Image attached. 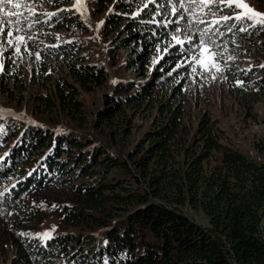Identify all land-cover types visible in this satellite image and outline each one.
<instances>
[{
  "label": "trees",
  "instance_id": "1",
  "mask_svg": "<svg viewBox=\"0 0 264 264\" xmlns=\"http://www.w3.org/2000/svg\"><path fill=\"white\" fill-rule=\"evenodd\" d=\"M168 3L149 4L130 20L119 46L137 58L120 62L119 49L110 54L114 77L96 53L68 38L84 29L79 21L62 20L58 8L43 18V49L31 46L47 60L38 94L24 122L0 116V211L7 221L0 252L5 239L11 250L27 249L6 264H264V145H254L256 157L232 148L208 112L193 124L178 102L183 83L176 74L165 76L162 65L149 73L150 49L166 39L157 13ZM208 14L192 25L197 45L202 39L214 49L264 44V26L235 19L216 24L220 17ZM117 16L106 24L116 35L125 23ZM231 72L235 95L256 103L264 78ZM138 117L141 125L134 124ZM41 151L48 157L43 166L23 170ZM49 187L66 191L71 202L60 206L58 222L71 230L36 232L42 212L15 203L20 194Z\"/></svg>",
  "mask_w": 264,
  "mask_h": 264
},
{
  "label": "rangeland",
  "instance_id": "2",
  "mask_svg": "<svg viewBox=\"0 0 264 264\" xmlns=\"http://www.w3.org/2000/svg\"><path fill=\"white\" fill-rule=\"evenodd\" d=\"M130 1L133 4H131L132 11L125 8ZM166 1L169 3L164 11L157 13V16L160 17L158 22L165 29L166 39L151 47L148 61L149 73H152L160 65L167 66L168 69L164 75L172 76L175 73L177 83H183L182 95L178 102L181 101L184 105L190 121L195 124L201 112H208L211 117L217 120V126L221 130V137L224 142L234 149L256 157L254 145H264V89L260 91L259 94L261 95H259L258 101L251 103L250 100L235 95V85L228 83L227 73L228 70H231L232 74L252 71L253 81L264 78V67H261L264 65V44L255 40L252 43L248 41L234 42V45L230 47L224 45L215 47V49L211 48V51L216 54L219 70L212 67L205 71L194 62V57H198L200 51L199 45L194 42L195 37L191 33V29L193 23L203 20L204 16L209 15V10L203 9L202 11L193 4L192 0ZM20 2L34 5L36 15L32 17L27 8H22L19 11L23 13L21 27L24 31L19 33L13 31L11 38L5 34L7 29L5 32H0V116L13 119L14 124L24 122L25 116L28 115L27 110L32 101V96L38 94L36 93L38 92L37 82H41L43 62L47 60L32 51L31 46L39 45L43 49V44H45L43 43L44 31L40 30V25L43 24V18L49 16L48 13H56L54 10L58 8V11L64 12L62 20L64 17L68 19V16H71L79 21L84 29L80 33L74 31L69 33L68 38L79 39L81 44L87 46L90 52L96 53L102 65L107 69L106 71L112 73L114 77L117 73V67L111 69L110 54L119 49L117 57L120 58V62L130 56L137 58L136 52L129 53L126 48L119 46L121 36L127 32L126 26L132 23L130 20L139 13V9L146 8L155 2L161 6V0H79V3L77 0H69V3L61 7L55 0L52 2L49 0H20ZM243 2L247 3L254 11L264 13V0H243ZM180 3H184L190 11L185 12L184 9H179ZM10 8L11 5H8L6 10ZM173 8L179 10L175 15ZM213 11H216L214 17H221V14L231 16L240 10L233 7L231 9L223 8V13L217 8H213L210 12ZM205 13L206 15H204ZM114 15L125 20L117 35L106 31L107 20ZM25 17L27 20H24ZM0 18H3V13H0ZM57 34L55 33V36ZM17 36H24V43H20L16 39ZM173 36L180 38L184 43L177 45ZM189 37L191 38L190 42ZM8 39L13 41L11 45L7 43ZM181 46H185L184 52L178 53ZM131 48L140 49V46L137 48L131 43ZM170 59H174L172 65L167 64ZM194 67L196 71H193ZM12 77V82L7 90L5 89L6 80ZM139 79L140 75H137L134 80L139 81ZM114 81L112 79L111 86H113ZM248 110H251L250 117L247 115ZM134 124H142L140 117L134 119ZM20 131L23 132L24 130L21 129ZM43 155L44 152L41 151V153L31 157L33 162L27 161L23 170L30 167L31 164L33 167L43 166L48 158ZM65 197V190L49 187L31 193V195L20 194L15 203L19 202L23 207H38V210L42 212V220L38 229L35 230L36 232L71 230L65 224L58 222L61 218L60 206H65L71 202ZM72 204L74 208L71 209L77 210L73 202ZM11 210L9 209L8 212L16 213ZM186 212L189 218L198 224H202V217L192 214L189 210ZM4 213L0 211V228L7 224ZM1 236L2 234H0ZM11 247L12 243L5 239L3 252H0V264H6L13 255L16 256V252L23 254L27 252L25 247H21L18 251L11 250Z\"/></svg>",
  "mask_w": 264,
  "mask_h": 264
},
{
  "label": "snow or ice",
  "instance_id": "3",
  "mask_svg": "<svg viewBox=\"0 0 264 264\" xmlns=\"http://www.w3.org/2000/svg\"><path fill=\"white\" fill-rule=\"evenodd\" d=\"M49 2H52V0H49ZM77 2L79 3V0H77ZM192 2L202 11L203 9L211 11L213 8H217L220 9L221 13H223V8L231 9L233 7L240 10L234 16L221 14L220 20L213 21V23L218 24L221 21L227 22L230 19H235L236 21L249 20L255 24L264 26V13L254 11L253 8H251L247 3H244L243 0H192ZM8 5H11V8L6 10ZM22 8H27L30 16L34 17L36 15L34 5L22 4L20 0H0V13H3V18H0V32H5V29H7L5 34L9 38L13 37V31L17 33L24 31L21 27L23 22L21 17L23 16V13L19 11ZM179 9H184L185 12L190 11L189 8L185 7L184 3H180ZM178 11V9L173 8L174 15L177 14ZM212 14L215 15V12L213 11ZM47 15L53 16L55 13H48ZM24 20H27V18L25 17ZM199 22L202 23L203 21ZM240 31H247V29L241 28ZM16 39L20 43H24L25 38L24 36H17ZM29 39H31V36H29ZM173 39L176 41L177 45L184 43L183 40L176 36H173ZM188 39L190 42L191 38L189 37ZM7 43L11 45L13 41L8 39ZM199 51L200 55L198 57H194V62L196 64H198L205 71L212 67H216L217 70H219L216 54L211 51V48L207 46L203 39L200 41ZM261 67H264V65H261ZM193 71H196L195 67L193 68ZM45 235H47V233H45Z\"/></svg>",
  "mask_w": 264,
  "mask_h": 264
}]
</instances>
